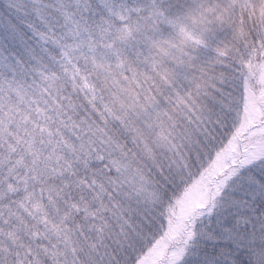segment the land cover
I'll return each instance as SVG.
<instances>
[{"label": "snow or ice", "instance_id": "6c2138e0", "mask_svg": "<svg viewBox=\"0 0 264 264\" xmlns=\"http://www.w3.org/2000/svg\"><path fill=\"white\" fill-rule=\"evenodd\" d=\"M0 264H264V0H0Z\"/></svg>", "mask_w": 264, "mask_h": 264}]
</instances>
